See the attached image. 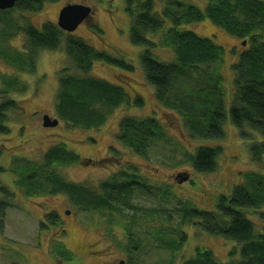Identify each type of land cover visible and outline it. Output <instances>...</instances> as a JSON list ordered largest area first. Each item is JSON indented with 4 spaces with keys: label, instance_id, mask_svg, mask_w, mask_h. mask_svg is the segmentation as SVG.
Returning a JSON list of instances; mask_svg holds the SVG:
<instances>
[{
    "label": "rangeland",
    "instance_id": "rangeland-1",
    "mask_svg": "<svg viewBox=\"0 0 264 264\" xmlns=\"http://www.w3.org/2000/svg\"><path fill=\"white\" fill-rule=\"evenodd\" d=\"M153 1L157 9L161 8L159 0ZM184 1L200 9L206 5V0ZM66 4H82L91 9L90 17L68 34L132 66L133 69L127 71L116 65L96 61L89 73L91 77L122 85L128 101L114 109L106 122L96 129L69 127L55 112L58 74L67 67L71 68L70 74L80 73L70 65L64 53V42L58 50L37 51L32 73L17 69L0 57V93L3 92L0 104L5 100H14L19 107L18 112H5L6 121L3 125L8 132L0 134V146L3 149L0 156V186L14 194L13 199L4 198L13 206L5 211V227L0 233V264H118L120 261L123 264H182L194 254L196 248L210 250L221 264L239 259V252L230 255L235 243L209 236L188 223L182 226L180 213L176 210L186 203L200 210H210L218 196L229 195L235 186L242 183L244 174L255 172L264 175V167L251 160L248 149L251 142H263L264 137L246 126L242 130L247 137H241L240 131L232 125L228 116L234 93V74L231 68L246 44L243 46L242 40L226 34L208 20L180 27L181 30H190L200 37L211 39L223 49L222 57L208 68L217 71L222 79L226 115L222 123L224 136L222 139H193L189 136L183 114L158 105L153 89L144 79L139 62V54L144 47L130 43V17L125 0H42L38 11H11L5 15L4 18L10 21L11 26L8 36L16 34L19 24H29L38 30L46 22L56 24L57 14ZM92 25L98 28V34L91 29ZM169 27V22L165 21L162 30L147 36L156 45L151 49L152 54L163 64L174 61L172 50L162 46L163 34ZM7 28L6 23L0 22V50L6 47L10 53L20 51L23 47V34L18 33L5 42L10 38L4 35ZM13 78L18 80L17 86L5 89L3 81ZM191 83L188 80L183 85L189 86ZM23 86L25 88L20 92ZM185 89L183 87V93ZM138 98L140 106L134 104ZM44 115L50 120L56 119L57 125L43 127ZM125 116L155 118L165 131V141L154 143L146 158L134 155L117 141L118 124ZM56 144H62L81 160L73 165L59 167L58 173L69 182L86 183L97 188L114 173L127 170L129 165L135 167L138 175L145 179L149 190L134 191L131 203L148 211L133 213L124 210L112 216L107 213L90 214L78 211L60 194L23 196L14 183L15 176L10 172L12 160L21 158L40 163L45 152ZM199 147L222 149L213 172L197 173L192 169L189 159ZM110 148H114L117 153L115 156L109 153ZM186 174L188 180L176 183L178 175ZM3 197L0 193V201ZM50 211L59 214V225L64 231L62 239L56 232H59L58 225L54 226L45 219ZM246 214L255 231L263 232L264 204L256 210L246 211ZM128 217L134 218V226L130 227L133 237L141 241L138 249L133 251L132 258L125 253L128 237L123 222H127ZM41 224L43 227L39 228ZM175 230H182L186 234L185 245L176 252L160 247L155 236L173 238ZM62 242L71 252L66 260L53 248Z\"/></svg>",
    "mask_w": 264,
    "mask_h": 264
},
{
    "label": "trees",
    "instance_id": "trees-1",
    "mask_svg": "<svg viewBox=\"0 0 264 264\" xmlns=\"http://www.w3.org/2000/svg\"><path fill=\"white\" fill-rule=\"evenodd\" d=\"M41 1L17 0L12 9L0 11V22L6 23L8 27L4 35L10 37L5 42L18 33L24 36L20 51L14 50L10 53L4 47L0 50V57L13 67L32 73L37 51H55L60 49L64 42V53L70 65H73L80 75L70 74V67L60 70L54 98L56 115L69 127L96 129L106 122L114 109L126 103L128 99L122 85L89 76L93 63L100 61L127 71L133 68L129 63L96 50L78 37L68 33L66 35L53 23L42 24L40 30L29 24H19L16 34L8 36L11 26L10 21L4 18L5 15H9L11 11H38ZM125 5L130 17L129 40L134 46L144 47L139 54V62L146 83L154 91L156 103L166 109L176 110L179 114L181 112L185 117L189 136L193 139H222L224 136L222 123L226 115L222 79L217 71L208 68L222 57L223 49L211 39L200 37L190 30H181L180 27L208 20L226 34L242 40L246 45L231 68L234 74V93L228 116L232 125L240 131L241 137H247L242 130L243 126L264 137V1L206 0L204 9L184 0H159V6L162 5L159 9L155 7L153 0H125ZM165 21L169 22L170 27L163 34L162 46L171 49L174 55V61L168 64L160 63L154 57L151 49L156 45L147 38L148 35L162 30ZM91 27L98 34V28L93 25ZM188 80L193 82L192 85H183V82ZM17 84L16 78L3 81L7 90ZM183 87H186L184 93ZM24 88L25 86L20 92ZM0 95H3V92ZM134 104L140 106V99H135ZM7 111L18 112L17 102L5 100L0 104V134L8 132L3 125ZM117 130V141L142 158L147 157L154 143L165 141L166 137L164 129L153 117H122ZM248 149L251 160L264 167V141H253ZM2 152L0 146V156ZM221 152L220 147L197 148L189 159L192 169L197 173L213 172ZM109 153L112 156L117 154L114 148H110ZM80 161L78 155L67 150L62 144H56L45 152L40 163L14 158L10 172L15 176L14 183L23 196L60 194L82 213H107L112 216L124 210H131L133 213L148 211L131 203L134 191L149 190L145 179L138 175L135 167L129 165L127 170L114 173L97 188H93L86 183L69 182L58 173L59 167ZM1 171L0 169V173ZM0 193L4 196L0 201L2 233L5 227V211L13 206L4 198L13 199L14 194L4 186H0ZM263 204L264 175L250 172L243 175L242 183L235 186L229 195L218 196L212 209L200 210L191 203H186L176 212L180 213L182 226L186 223L197 226L209 236L220 237L232 241L236 244L235 247L239 246L237 249L233 247L230 252L231 256L239 252V259L224 264H264V230L256 232L253 224L246 218V211L256 210ZM45 219L54 226L58 225L59 232H56L62 239L64 231L59 225V214L50 211ZM133 219L128 217L127 222H123L128 237L125 253H128L130 258L141 242L134 238V233L131 232ZM108 223L111 225L110 221ZM42 227L41 224L39 228ZM174 234L173 238L156 235L155 239L160 247L176 252L185 245L186 234L182 230H175ZM58 244L53 248L66 260L67 256H71V252L65 248L63 242ZM182 264L221 263L210 250L196 248L194 254Z\"/></svg>",
    "mask_w": 264,
    "mask_h": 264
},
{
    "label": "water",
    "instance_id": "water-1",
    "mask_svg": "<svg viewBox=\"0 0 264 264\" xmlns=\"http://www.w3.org/2000/svg\"><path fill=\"white\" fill-rule=\"evenodd\" d=\"M17 0H0V11L12 9ZM91 14V9L88 6L82 4H66L60 9L57 15V27L67 33L74 32L80 24L85 22ZM244 46L245 43L243 42ZM58 121L56 119L50 120L47 115L42 117V126L43 127H54ZM177 182L182 183L188 179L187 175H178ZM123 261H120L118 264H123Z\"/></svg>",
    "mask_w": 264,
    "mask_h": 264
}]
</instances>
